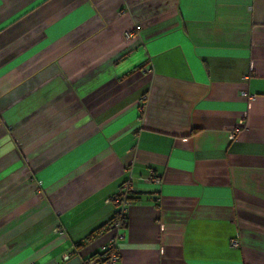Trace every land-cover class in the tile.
Segmentation results:
<instances>
[{"label": "crops", "instance_id": "obj_1", "mask_svg": "<svg viewBox=\"0 0 264 264\" xmlns=\"http://www.w3.org/2000/svg\"><path fill=\"white\" fill-rule=\"evenodd\" d=\"M125 181L119 264H264V0H0V264H87Z\"/></svg>", "mask_w": 264, "mask_h": 264}, {"label": "built area", "instance_id": "obj_2", "mask_svg": "<svg viewBox=\"0 0 264 264\" xmlns=\"http://www.w3.org/2000/svg\"><path fill=\"white\" fill-rule=\"evenodd\" d=\"M233 135L234 133L232 136ZM146 180L148 182H158V179L153 177H147ZM133 193L134 190L131 183L125 181L120 185L118 191L107 200V202H112L116 207L114 215L110 221V226L114 233L112 237L101 246L98 256L88 261L87 264H119L120 254L118 244L125 238L127 208L130 205V198ZM55 232L60 235L62 234L59 230H55ZM236 244V241L231 243L233 247H235Z\"/></svg>", "mask_w": 264, "mask_h": 264}, {"label": "trees", "instance_id": "obj_3", "mask_svg": "<svg viewBox=\"0 0 264 264\" xmlns=\"http://www.w3.org/2000/svg\"><path fill=\"white\" fill-rule=\"evenodd\" d=\"M130 199H133V197H131Z\"/></svg>", "mask_w": 264, "mask_h": 264}]
</instances>
